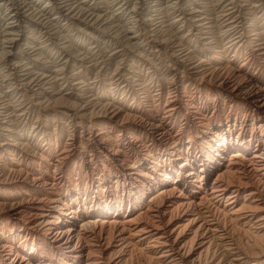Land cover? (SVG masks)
<instances>
[{"label":"bare ground","instance_id":"bare-ground-1","mask_svg":"<svg viewBox=\"0 0 264 264\" xmlns=\"http://www.w3.org/2000/svg\"><path fill=\"white\" fill-rule=\"evenodd\" d=\"M0 264H264V0H0Z\"/></svg>","mask_w":264,"mask_h":264}]
</instances>
